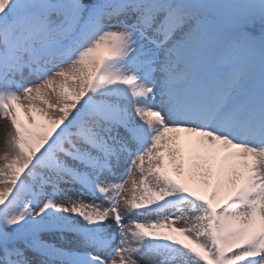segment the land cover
I'll use <instances>...</instances> for the list:
<instances>
[{
  "label": "snow or ice",
  "instance_id": "snow-or-ice-1",
  "mask_svg": "<svg viewBox=\"0 0 264 264\" xmlns=\"http://www.w3.org/2000/svg\"><path fill=\"white\" fill-rule=\"evenodd\" d=\"M0 119V264H264V0H0Z\"/></svg>",
  "mask_w": 264,
  "mask_h": 264
},
{
  "label": "bare ground",
  "instance_id": "bare-ground-1",
  "mask_svg": "<svg viewBox=\"0 0 264 264\" xmlns=\"http://www.w3.org/2000/svg\"><path fill=\"white\" fill-rule=\"evenodd\" d=\"M8 130V125L3 122V126H0V149H2L4 144V139L6 135V131Z\"/></svg>",
  "mask_w": 264,
  "mask_h": 264
},
{
  "label": "rangeland",
  "instance_id": "rangeland-1",
  "mask_svg": "<svg viewBox=\"0 0 264 264\" xmlns=\"http://www.w3.org/2000/svg\"><path fill=\"white\" fill-rule=\"evenodd\" d=\"M3 122L8 125V122L6 120L0 119V126H3ZM9 127V126H8ZM177 226H183L182 224L177 225Z\"/></svg>",
  "mask_w": 264,
  "mask_h": 264
}]
</instances>
